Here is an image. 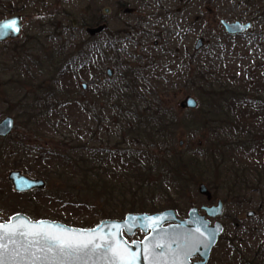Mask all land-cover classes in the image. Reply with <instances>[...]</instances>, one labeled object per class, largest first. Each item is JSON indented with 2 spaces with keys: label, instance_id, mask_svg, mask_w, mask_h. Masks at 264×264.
<instances>
[{
  "label": "rangeland",
  "instance_id": "rangeland-1",
  "mask_svg": "<svg viewBox=\"0 0 264 264\" xmlns=\"http://www.w3.org/2000/svg\"><path fill=\"white\" fill-rule=\"evenodd\" d=\"M255 1L257 3L250 6L244 0H0V19L6 14L7 8H15V14L20 15L22 21L19 37L0 46V121L6 116L15 118L11 133L0 139V222L8 221L16 214L13 212L18 210H25L17 213H23L32 220H40L30 214L36 208L50 216L61 212L56 207L46 206L42 199L43 193L51 191V187L58 186L59 182L52 177L46 180L37 177L34 172L18 168L21 162L35 165L31 160L46 150L57 149L59 144L64 149L70 141H86L92 134L96 136V141L104 143L108 139L107 134L111 135L112 142L118 141L124 135L119 125H127L135 118L133 114L142 112L141 108H131L129 104L120 108L116 102L117 94L112 92L120 88L118 69L124 64H131L129 67L132 71L138 72L135 85L137 94L141 93L142 96L149 93L151 87L147 86L148 82L143 78L141 71L158 67L159 87L158 92L154 93L164 97L163 106L176 116L178 121L188 118L191 113L197 121L199 118L197 110L201 106L202 98L199 94L202 93L203 84L186 80L190 72L188 69H192L189 64L190 57L195 55L198 60V65L195 66L221 70L222 83L239 86V94L236 95L240 97L238 111L242 119L241 127L231 134H228L226 128L219 131L218 136L222 140L220 146L212 142L208 145L202 134L186 131L182 127L176 131V141L171 149L179 152H197L206 148L209 153H221L220 156H215L218 160H222L221 156H227L226 160L242 159L249 167L248 154H244L247 155L246 158L239 155L240 151H244L240 147L241 144L237 148L235 144L228 142L232 141L231 136L236 135L241 139L251 137L257 144L263 143L264 140V110H255L253 106V103L257 102L254 93H259L264 100V90L260 87L257 91L259 85L264 86V0ZM105 8L110 9L108 14L103 13ZM94 15H103L107 25L98 33L91 34L92 29L86 27L91 25L90 19ZM221 20L251 22L252 25L242 34L227 35ZM199 38H203L204 45L202 49L195 51L194 45ZM92 42L98 45L91 47ZM24 43L26 44L22 46ZM14 46L18 49L12 51L15 53L12 54ZM82 50L89 53L85 72L65 71L59 75L62 66ZM38 62L39 67L31 66ZM24 64L30 65L26 71L23 70ZM107 70L111 71V76L107 75ZM11 75L20 78L19 89L14 88L15 95L11 97L17 101L14 109L19 107L16 104L19 100L28 99V105L32 108L40 107V112L52 107L51 113L46 111L47 116L42 114L38 122L33 123L31 127L23 126V118L18 117L21 115L20 110L12 112L9 111L12 106L7 107L1 83ZM27 79L32 80L31 86L22 83V80ZM39 83L43 90L36 88ZM51 85L62 88L63 98L69 99L67 103L70 105L67 107L72 104L76 107L67 109L65 103H61V98H58L60 95L52 96L50 91L48 95L46 88ZM99 92H106L111 96L100 101L95 97L97 100L92 105V94ZM33 94L36 95V103H32ZM205 95L210 98L214 96L209 92ZM189 96L198 103L195 110L181 107V103ZM25 104L21 102L20 105ZM206 104L213 108L215 102L210 99ZM125 148L133 149L136 145L128 141ZM253 159L252 156L250 160ZM260 159L259 163L264 164L263 153L260 154ZM11 171H19L30 178L43 180V189H37L40 194H34L37 190L16 192L8 178ZM207 174L196 177L191 183L187 182L184 188H181L182 194L179 192L177 195L170 190L171 205L175 207L172 210L177 218L185 219L191 208L216 204V201L221 200L223 213L220 217L211 219V224L219 221L223 231L211 250L207 264H219L223 252L226 254L231 251L226 248L227 242L233 237H236V244L239 246L243 247L242 244L245 243L244 247L248 248L249 253H246L245 249L244 255L251 260V245L256 247L264 243V184L262 183L259 189L246 192L247 203L241 205L229 198L226 185L217 179L212 181L210 177L206 178ZM255 175L257 174L253 172L249 178L254 179ZM157 177L151 176L150 189L156 192L158 201L162 202L167 199L158 196L159 188L155 186V182L159 181L154 180ZM118 178L125 181L123 176L119 175ZM200 184L206 185L210 193L209 199L199 193ZM129 191L127 190L126 194H129ZM120 199L122 198L118 199L120 202L111 204L97 199L95 206L105 207L115 218L96 215L92 218L93 225L96 226L105 219H123L127 214L123 212V207L128 208V197L123 201ZM69 210L70 208H67L62 211L64 217H67H63L65 221L48 219L74 227L67 222L69 217L76 215L74 224L81 223L80 220L86 218L85 212H73V215H69ZM247 211H254L256 215L248 219L245 217ZM143 236V233L137 231L128 241H140ZM230 258L231 253L227 254L224 261L227 262Z\"/></svg>",
  "mask_w": 264,
  "mask_h": 264
},
{
  "label": "trees",
  "instance_id": "trees-1",
  "mask_svg": "<svg viewBox=\"0 0 264 264\" xmlns=\"http://www.w3.org/2000/svg\"><path fill=\"white\" fill-rule=\"evenodd\" d=\"M244 2L250 6L257 3L255 0H244ZM95 44L97 43L92 42L91 47ZM15 50L17 49H13V51ZM11 53L15 54L12 51ZM88 58L89 53L82 50L62 66L59 75L65 71L85 72ZM197 61L195 55L190 57L189 64L192 69H188L190 72L187 74L186 80L190 83L203 84L202 89L200 88L202 93L199 94L202 99L201 106L197 110L198 121L192 113L189 114L188 118H182L178 121L176 116H173L163 106L164 97L154 93L158 92L159 87L157 82V77L160 75L158 67L145 68L141 71L143 78L148 82L147 86L151 87V91L146 93L145 96H142L141 93L137 94L135 83L138 77L135 76H138V72L132 71L129 67L131 64H124L122 68L119 67L120 88L117 91H112L117 94V104L120 108L125 104H129L131 108H141L142 112L138 115L133 114L135 118L130 120L127 125H119V129L122 130L124 135L118 141L112 142L111 135L107 134V141L105 143L99 142L95 140L96 136L92 134L86 141H70L64 149L59 144L57 149L46 150L45 153L31 160L35 165L21 162L18 168H22L26 172H34L37 177L46 180L52 177L59 182L58 186L51 187V191L43 193L42 199L46 206L51 205L61 212L50 216L45 211H39L36 208L30 214L35 216V219L52 218L65 221L64 218L67 217H64L62 211L70 208L69 215H73V212H85L86 218L80 220L81 223L74 224L76 215H73V217L68 218L67 222L73 224L74 227L91 228L94 226L92 218H95L96 215H100L102 218H115L112 212L105 210V207L95 206L97 199L111 204L120 202L119 198H122L120 200L123 201L124 198L128 197V208L123 207L125 213H155L164 209H175L171 205L172 200L169 198L170 190H173L172 192L177 195L179 192L182 194V189L187 182L195 181L196 177H200L204 173H208L206 178L210 177L212 181L217 179L226 185L228 188L227 194L234 202L241 203V205L247 203L245 200L246 192L259 189L264 184V164L259 163V160H261L260 154H264V140L263 143L257 144L251 137L241 139L238 135L231 136L232 141L228 143L235 144L237 148L241 144L240 147L244 151H240L239 155L248 154L249 167L245 162L243 163L244 160L242 161V159L238 161L234 158L226 160L227 156H221L222 160H218L215 157L217 154L209 153V149L206 150V148L197 152H189L188 150L179 152L176 149H171L176 141V131L182 127L186 131L191 130L192 133L202 134L208 145L209 142H212L217 146H220L222 141L221 137L218 136L219 131L226 128L228 134H231L236 130L238 131L239 126L241 127L242 119L239 117L240 112L238 111L240 97L237 96L239 86L234 87L222 83L223 72L221 70L195 66L198 65ZM39 65L40 62L31 66L37 68ZM29 68L30 65H23L24 71ZM19 80V76L11 75L8 80L1 83V87L6 97L7 107L12 106L13 108L9 111L13 112L15 110L17 112L20 110L21 115L18 117L23 118V126L27 128L38 122V118L42 114L44 115L46 111L49 110L48 112L51 113L52 107L40 112V107L34 106L32 108L28 105V99L26 101L19 100L16 103L19 107L14 109L17 101L11 97L15 95L14 88L19 89ZM231 82L236 85L235 82ZM22 83L31 86L32 80H22ZM260 87L261 90H264V86L259 85L257 91L260 90ZM36 88L40 90L41 83L37 84ZM46 89L48 95L49 91L52 96L60 95L58 98H61V103H65V107H67L69 99L67 97L63 98L62 88L51 85ZM206 92L212 93L214 96L210 98L205 95ZM254 94L257 96L253 97L257 99V102L253 103L255 110H264L263 98L259 96V93ZM33 95L32 99L34 100L32 103H36V95ZM110 96L106 92L93 93L91 96L92 105L97 100L94 99L95 97H98V101H100L108 99ZM210 99L215 102L213 108L206 104V101L208 102ZM21 102L26 104L20 105ZM71 106H68L67 109L76 107L74 104ZM84 106L86 107V104ZM252 114L254 115V113ZM262 115L264 117V113ZM225 140L227 141V139ZM128 141L134 143L136 148L126 149L125 146ZM220 155L221 153H218L217 156ZM251 155L254 158L253 160H250ZM244 157L246 158L247 155ZM224 165H229V167ZM253 172L258 176L255 175L254 179H250L249 176ZM119 175L123 176L125 181H120ZM151 176H158L154 179L159 181L158 183L155 182V186L159 188L157 190L159 192L158 196L165 197L167 200L158 201L156 192L150 189L149 180ZM208 184L210 185V183ZM127 190H130L129 194H126ZM36 193L40 194L38 190L34 194L36 195ZM21 211L25 212V210ZM21 211L18 210L13 213ZM43 212L45 213L43 214ZM233 219L235 221V218Z\"/></svg>",
  "mask_w": 264,
  "mask_h": 264
},
{
  "label": "water",
  "instance_id": "water-1",
  "mask_svg": "<svg viewBox=\"0 0 264 264\" xmlns=\"http://www.w3.org/2000/svg\"><path fill=\"white\" fill-rule=\"evenodd\" d=\"M11 19L17 20L19 31L3 30L0 42L15 38L20 32L19 16L0 22ZM220 23L227 35H239L251 27L250 22L221 20ZM100 30L92 29L90 33ZM203 45V38H199L194 50L199 51ZM107 75L111 76L110 70H107ZM197 106V101L190 96L181 103L182 108L190 110H195ZM13 127V118L4 117L0 121V137H7ZM8 178L18 193L43 189L44 186L43 180L30 178L19 171H11ZM198 191L209 199L210 193L205 184H200ZM216 204L212 207H193L185 219H178L172 209L158 213H128L122 220L105 219L88 229L49 219L32 220L23 213H16L8 221L0 222V234L3 235L0 254L4 264H111L113 250L127 258L135 257L132 264H205L222 232L218 221L210 226L205 218L220 217L223 203L218 200ZM199 211L205 214L201 215ZM253 216L252 211L246 213L247 218ZM138 230L145 234L143 239L127 242L124 235L132 236ZM60 241L84 243L91 251L81 253L78 259L61 256L57 247ZM49 248L52 250L49 251ZM193 258L199 261L192 262Z\"/></svg>",
  "mask_w": 264,
  "mask_h": 264
},
{
  "label": "flooded vegetation",
  "instance_id": "flooded-vegetation-1",
  "mask_svg": "<svg viewBox=\"0 0 264 264\" xmlns=\"http://www.w3.org/2000/svg\"><path fill=\"white\" fill-rule=\"evenodd\" d=\"M110 12V9L109 8H105L104 10H103V13L104 14H108ZM12 16H19V20H20V23H21V29H22V21H21V16L20 15H16L15 14V8H7V11H6V14L5 15H2L1 17V19H0V21H2V20H4V19H7V18H9V17H12ZM90 21H91V25L90 26H88V27H86V28H90V29H98V28H102V27H105L106 25H107V23L104 21V17H103V15L101 16H97V15H94V17H92L91 19H90ZM21 29H20V32H19V34L21 33ZM99 32V31H98ZM97 32V33H98ZM96 33V34H97ZM19 34H18V36L17 37H15V38H7L6 40H4V41H2V42H0V46H2L3 44H6L7 42H12V41H15V39H17L18 37H19ZM28 43V42H27ZM26 43H24V44H22V46L23 45H25ZM15 45V44H14ZM17 46V45H16ZM18 49V47H13L12 48V50L11 51H13V49ZM6 50V49H5ZM10 50V49H9ZM7 117V116H6ZM13 118V117H12ZM13 120H14V125H15V118H13ZM14 128V127H13ZM0 139H3L2 137H0ZM216 203H217V201H216ZM217 204H208V205H202V206H200V207H212V206H216ZM199 207V208H200ZM248 212V211H247ZM246 212V213H247ZM252 212H254V211H252ZM222 213H223V210H222V212H221V215H222ZM246 213H245V217H246ZM199 214H205L204 212H202V211H199ZM220 215V216H221ZM256 215V213L254 212V216ZM253 216V217H254ZM209 222H210V226H212L216 221H214L212 224H211V219H216V218H211V217H209V216H206L205 217ZM247 218V217H246ZM249 218H252V217H249ZM248 218V219H249ZM219 222V221H218ZM220 223V222H219ZM221 224V223H220ZM222 225V224H221ZM222 231H223V226H222ZM222 233V232H221ZM135 234V233H134ZM126 237V240L128 241V239H129V237L128 236H125ZM132 237V236H131ZM144 237V236H143ZM222 238H223V236H222ZM143 239V238H142ZM141 239V240H142ZM133 241H138V240H133ZM133 241H131V242H133ZM218 241V240H217ZM129 242V241H128ZM130 243V242H129ZM217 243V242H216ZM228 243V245H227V250H231L230 252H226V254H224V252H223V257H221V259H220V262H219V264H264V243H262L260 246H256V247H254V246H252L251 245V247H252V252H253V256H252V259L251 260H249L248 259V257H245V255H244V251L243 250H245L246 249V253H249V251L247 250L248 248H245L244 247V245H245V243L244 244H242L243 245V247H241V246H239L238 244H236V237H233V238H231V239H229V241L227 242ZM216 245V244H215ZM214 245V246H215ZM253 248H255V249H253ZM212 250V249H211ZM210 253H211V251H210ZM229 253H231V258L229 259V260H227V262L226 261H224L225 260V258H227V254H229ZM209 257H210V254H209ZM208 260H209V258H208ZM208 260H207V262L205 263V264H207L208 263ZM191 261L192 262H195V261H199V259L198 258H193V259H191Z\"/></svg>",
  "mask_w": 264,
  "mask_h": 264
},
{
  "label": "snow or ice",
  "instance_id": "snow-or-ice-1",
  "mask_svg": "<svg viewBox=\"0 0 264 264\" xmlns=\"http://www.w3.org/2000/svg\"><path fill=\"white\" fill-rule=\"evenodd\" d=\"M5 29H15L16 32L19 31V28L17 27V20L11 19L7 20L6 22H0V34L3 33V30ZM3 240V235L0 234V241ZM0 247H2V244H0ZM61 256H69V257H76L77 259L80 258V254H87L91 251V249L88 248L87 244L84 243H72L70 241H60V243L57 245ZM52 249L49 248V251ZM67 250V251H65ZM187 251V250H186ZM132 258H127L118 251L113 250V256H112V262L111 264H132ZM0 264H4V260L2 257V254H0Z\"/></svg>",
  "mask_w": 264,
  "mask_h": 264
}]
</instances>
